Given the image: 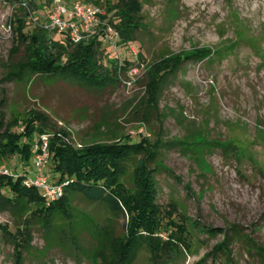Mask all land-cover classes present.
I'll return each mask as SVG.
<instances>
[{"label":"rangeland","instance_id":"1","mask_svg":"<svg viewBox=\"0 0 264 264\" xmlns=\"http://www.w3.org/2000/svg\"><path fill=\"white\" fill-rule=\"evenodd\" d=\"M114 2L89 0L104 12ZM139 2L136 39L116 49L119 56L126 53L131 58L130 48L136 52L137 73L95 87L46 72L28 71L22 80L3 79L10 62L41 58L38 49L17 42L12 31L5 30L10 18L19 17L34 34L45 33L52 39L58 35L39 26L49 0H0V131L12 120L16 126L8 130L21 131V120L36 112L61 133L63 143L77 148L126 139H145L149 144L178 141L188 146L209 143L206 150L194 152L174 145L159 149L156 203L164 213L163 222L172 220L170 228L182 241L172 240L158 256L138 247L130 253L128 264H264V0ZM102 45L98 56L108 63L116 54ZM203 48L209 50L207 58L183 61L162 86L156 107L145 102L146 65L159 56L182 57ZM141 156L126 160L120 182L128 192L133 189L132 169ZM0 166L15 175L22 172L16 157L0 160ZM31 167L32 156L23 167L29 175ZM73 205L100 224L108 216L114 233L123 235L127 223L123 211L112 213L102 203L89 205L76 198ZM30 208L33 216H40L39 207ZM174 223L182 226V233ZM3 224L13 229L6 211L0 212ZM231 225L240 227L249 242L262 250L236 242L226 255L212 253L222 239L220 230ZM152 235L168 238L163 230ZM30 244L24 264H91L85 259L76 263L64 249L45 250L39 227H33ZM12 262L11 245L0 235V264Z\"/></svg>","mask_w":264,"mask_h":264},{"label":"trees","instance_id":"2","mask_svg":"<svg viewBox=\"0 0 264 264\" xmlns=\"http://www.w3.org/2000/svg\"><path fill=\"white\" fill-rule=\"evenodd\" d=\"M71 1L76 0H64V3ZM78 1L89 3V0ZM140 9L139 0H115L113 6L105 11L104 17L116 29L118 44L122 48L136 39V33L140 29ZM8 23L13 39L31 49H38L41 58L10 62L3 79L22 80L28 71L39 75L46 72L78 80L89 86L103 87L118 74L124 75L132 60L130 54H120L118 72L114 59L105 63L98 56L101 54L102 44L108 45L102 35L72 44L62 34L55 33L60 38L56 36L54 39L45 33L34 34L19 17L10 18ZM208 54L209 50L203 48L182 57L171 54L152 60L144 68L145 102L156 107L162 86L175 76L180 64L187 59L202 61ZM16 123V120H12L7 126L9 128L0 131V160L16 157L22 167V172L17 175L9 171L7 174H0V212L10 214L13 226L10 229L5 224L0 225V235L11 245L12 264H24L25 255L31 253L33 227L42 230L45 250L64 249L76 263L85 259L91 264H128L130 253L138 247H147L152 254L158 256L170 247L172 240L181 243L180 234L170 228L172 220L163 222L164 213L156 203V156L159 149L167 145L194 152L206 150L209 143L197 141L188 146L189 144L178 141L158 140L149 144L145 139L135 142L126 139L91 143L77 148L63 143L61 133L55 132L36 112H31L30 116L21 120V131L10 132L8 129L16 126ZM41 133L49 134L50 153L42 171L50 181H67L62 187L61 195L48 203L37 188L22 184L23 178L33 173V166L31 175L23 167L32 156V139ZM198 144L201 147L195 148ZM139 153L142 156L132 169L133 189L128 192L120 178L125 173L126 160ZM150 164L153 166L150 167ZM75 198L89 205L102 203L112 213L123 211L127 217L123 235L114 233L111 220H107L108 216L100 224L88 212L75 208ZM30 206L40 208L39 217L33 216ZM172 209L174 211L173 207ZM176 225V230L182 233V226L173 224ZM161 230L166 233L167 239L162 240L152 235ZM220 231L222 239L213 246L212 253L226 255L229 253V246L236 242L244 243L249 249L262 250L260 246L251 244L237 225Z\"/></svg>","mask_w":264,"mask_h":264},{"label":"built area","instance_id":"3","mask_svg":"<svg viewBox=\"0 0 264 264\" xmlns=\"http://www.w3.org/2000/svg\"><path fill=\"white\" fill-rule=\"evenodd\" d=\"M50 7L40 22L39 26L45 32L62 34L72 43H78L95 35H102L109 47L115 52V62L120 68L121 58L117 52L118 33L116 29L104 17L105 12L98 6L83 1H71L68 4L64 0H49ZM24 5V3H23ZM5 30L10 31L9 23ZM132 60L125 73H137V54L130 48ZM120 77L121 75L118 74ZM129 84V80H123ZM48 133H41L33 142L32 166L33 173L22 180L24 186L37 188L46 203L51 202L61 195L62 187L67 181H50L42 171L43 166L48 162L50 153L48 149ZM8 170L0 166V174H7Z\"/></svg>","mask_w":264,"mask_h":264}]
</instances>
